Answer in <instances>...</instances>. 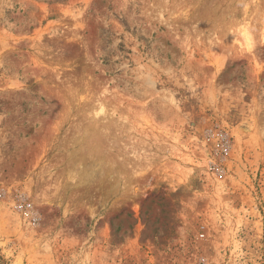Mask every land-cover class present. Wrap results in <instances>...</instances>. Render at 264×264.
<instances>
[{
    "label": "rangeland",
    "instance_id": "obj_1",
    "mask_svg": "<svg viewBox=\"0 0 264 264\" xmlns=\"http://www.w3.org/2000/svg\"><path fill=\"white\" fill-rule=\"evenodd\" d=\"M0 264H264V0H0Z\"/></svg>",
    "mask_w": 264,
    "mask_h": 264
},
{
    "label": "bare ground",
    "instance_id": "obj_2",
    "mask_svg": "<svg viewBox=\"0 0 264 264\" xmlns=\"http://www.w3.org/2000/svg\"><path fill=\"white\" fill-rule=\"evenodd\" d=\"M247 38H248V36H247ZM249 39V38H248ZM250 43V42H249Z\"/></svg>",
    "mask_w": 264,
    "mask_h": 264
}]
</instances>
